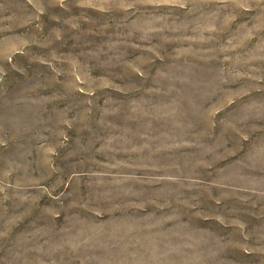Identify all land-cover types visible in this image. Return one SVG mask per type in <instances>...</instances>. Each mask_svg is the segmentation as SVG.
<instances>
[{
    "label": "rangeland",
    "instance_id": "1",
    "mask_svg": "<svg viewBox=\"0 0 264 264\" xmlns=\"http://www.w3.org/2000/svg\"><path fill=\"white\" fill-rule=\"evenodd\" d=\"M0 264H264V0H0Z\"/></svg>",
    "mask_w": 264,
    "mask_h": 264
}]
</instances>
